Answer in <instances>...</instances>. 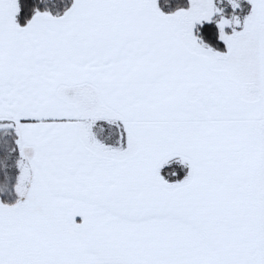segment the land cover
Masks as SVG:
<instances>
[{
	"label": "snow or ice",
	"instance_id": "6c2138e0",
	"mask_svg": "<svg viewBox=\"0 0 264 264\" xmlns=\"http://www.w3.org/2000/svg\"><path fill=\"white\" fill-rule=\"evenodd\" d=\"M24 3L0 0V264H264V0Z\"/></svg>",
	"mask_w": 264,
	"mask_h": 264
},
{
	"label": "trees",
	"instance_id": "16d2710c",
	"mask_svg": "<svg viewBox=\"0 0 264 264\" xmlns=\"http://www.w3.org/2000/svg\"><path fill=\"white\" fill-rule=\"evenodd\" d=\"M21 6H22V9H24V11L26 12V7H25L24 0H21Z\"/></svg>",
	"mask_w": 264,
	"mask_h": 264
},
{
	"label": "rangeland",
	"instance_id": "374dc122",
	"mask_svg": "<svg viewBox=\"0 0 264 264\" xmlns=\"http://www.w3.org/2000/svg\"><path fill=\"white\" fill-rule=\"evenodd\" d=\"M77 220L79 221V218H77Z\"/></svg>",
	"mask_w": 264,
	"mask_h": 264
}]
</instances>
